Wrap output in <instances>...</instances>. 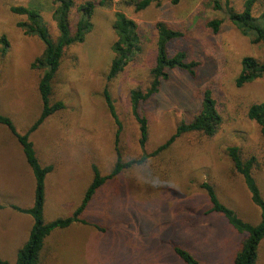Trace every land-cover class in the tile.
I'll use <instances>...</instances> for the list:
<instances>
[{
    "label": "rangeland",
    "instance_id": "1",
    "mask_svg": "<svg viewBox=\"0 0 264 264\" xmlns=\"http://www.w3.org/2000/svg\"><path fill=\"white\" fill-rule=\"evenodd\" d=\"M82 1L75 0L70 12L72 27L78 18L75 8ZM218 1V9L215 0H180L176 5L162 0L160 6L152 3L135 11L113 0L110 6L95 8L93 28L84 40L64 50L50 99L61 101L63 107L29 137L39 162L52 165L44 182V222L72 213L91 181L93 165L100 175L113 168L116 125L104 102L106 84L121 122L119 146L124 159L164 143L181 121L199 109L205 89L211 91L222 122L214 135L183 133L143 165L106 180L82 214L88 224L55 228L46 236L40 264H184L173 245L192 251L203 264H231L243 235L221 213H206L209 202L200 184H213L225 206L243 221L258 223L259 210L239 174L232 170L227 147L241 146L245 154H255L253 174L264 198V137L245 116L251 104L264 101V74L241 87L236 85L242 58L263 60L264 47L242 35L225 13V0ZM12 6L38 9L48 33L55 38L52 11L56 4L52 0H0V38L7 41L4 54L0 43V112L23 133L41 110L37 86L42 70L30 64L44 44L17 25L26 21V16L13 13ZM116 11L138 23L141 49L107 82ZM213 18L222 19L217 32L208 25ZM159 20L181 33L168 44L169 55L183 51L187 61H196V67L193 76L168 70L159 89L139 102L138 112L148 126L143 150L130 95L131 90L140 87L145 92L150 85L157 34L154 24ZM33 195L34 177L21 146L0 125V256L10 263L33 223L30 215L10 204L30 207ZM257 264H264V239L258 245Z\"/></svg>",
    "mask_w": 264,
    "mask_h": 264
},
{
    "label": "trees",
    "instance_id": "2",
    "mask_svg": "<svg viewBox=\"0 0 264 264\" xmlns=\"http://www.w3.org/2000/svg\"><path fill=\"white\" fill-rule=\"evenodd\" d=\"M113 0H83L75 8L78 12V18L71 25L70 12L75 6V0H52L56 6L52 11V19L57 28V35L52 38L43 24L40 11L33 7L12 6L10 10L19 15H25L26 21L17 23L26 33V35L37 36L44 44L42 52L34 58L30 67L42 70L38 81V93L41 101V110L37 118L28 127L20 133L16 130L12 119L0 112V125L5 126L17 143L21 146L25 160L29 165L34 177V195L33 204L27 208H20L11 205L12 209L18 212L26 213L32 217V225L29 230L28 238L17 250L14 263L3 259L0 256V264H40L41 251L44 246L46 236L55 228L68 227L73 223L88 224L82 218L87 204L91 201L96 191L104 185L106 180L119 174L125 169L134 166L143 165L151 156L157 155L170 147V145L183 133H199L210 137L214 135L217 127L222 122V117L217 110L216 102L209 89H205L202 94V102L199 109L193 113L189 119L181 121L173 134L150 152L143 153L134 158L124 159L119 146V134L121 132V122L119 121L112 104L108 85L103 89L105 106L112 117L115 125V162L112 170L106 175H100L96 165L92 166V178L87 185L83 196L74 208L72 213L66 217H58L51 221L44 222L43 207L45 203V177L52 170V165H42L35 153L33 143L30 140V134L41 125V123L55 111L63 107L61 101L52 102V82L59 67L64 50L71 44L82 42L86 33L92 30V16L97 6H110ZM180 0H170L172 5H176ZM162 0H116L118 5L132 6L135 11L145 9L150 4L161 5ZM225 13L228 19L237 27L242 35L249 37L251 43H262L264 47V0H225ZM215 8H220V3L215 0ZM222 23V19L213 18L208 21V25L214 32H217ZM114 39L111 43L113 57L106 73L105 79L111 81L124 67L133 59L141 49L140 27L138 23L126 16L123 12L116 11L113 21ZM156 28L155 37V56L154 64L150 68L151 82L145 92L140 87L131 90V110L139 126V144L144 150L148 138L147 120L138 112L139 102L149 98L160 86L161 80H166L168 70L178 69L185 71L190 75L195 74L196 61L186 60L183 51H175L169 55L168 44L176 39L181 33L175 30L171 25L159 20L154 24ZM2 44L1 52L5 53L7 41L4 37L0 38ZM241 71L236 79V85L241 87L264 74V59L258 60L253 57H243L241 60ZM246 118L254 122L264 137V101L253 103L247 108ZM227 153L232 163V170L239 174L242 182L249 193L251 202L257 206L260 219L258 223L251 224L243 221L230 208L218 198L213 184L203 181L200 188L203 189L209 207L206 213H221L229 225L243 238L238 244V248L232 257L231 264H257L258 245L264 239V198L260 192L259 186L253 174V168L257 161L255 154L244 153L241 146L227 147ZM3 206L0 204V208ZM95 228H99L93 224ZM172 250L184 264H203L200 259L195 257L194 253L186 248L173 245Z\"/></svg>",
    "mask_w": 264,
    "mask_h": 264
}]
</instances>
